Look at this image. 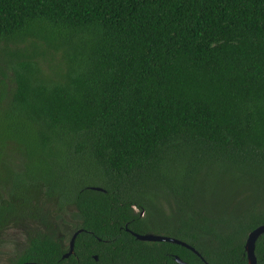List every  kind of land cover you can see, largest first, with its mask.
Instances as JSON below:
<instances>
[{
	"label": "trees",
	"instance_id": "16d2710c",
	"mask_svg": "<svg viewBox=\"0 0 264 264\" xmlns=\"http://www.w3.org/2000/svg\"><path fill=\"white\" fill-rule=\"evenodd\" d=\"M211 168L235 186L197 203ZM65 211L108 246L128 221L246 263L264 223V0H0V239H30L4 263L201 264L123 231L112 259L61 258ZM253 252L264 264V232Z\"/></svg>",
	"mask_w": 264,
	"mask_h": 264
},
{
	"label": "flooded vegetation",
	"instance_id": "af4514ba",
	"mask_svg": "<svg viewBox=\"0 0 264 264\" xmlns=\"http://www.w3.org/2000/svg\"><path fill=\"white\" fill-rule=\"evenodd\" d=\"M147 202H152L153 203V202H155V199L152 197L149 200H147ZM160 202H161V199H160ZM131 207H132V210H133L132 213H134L135 214V218H137V220H134V225H136L138 220L141 222V220L144 219L146 213H145L144 208L136 207L134 205H131ZM151 207L153 209H166L167 208V206L165 204H163V203H161V204H159V203L157 204L156 203L155 207H153V206H151ZM164 214H165V216L168 217L169 210H167ZM74 215H75L74 213H70V212H67V211L62 212V214H61L62 221H60L59 227H61V230H62V234L61 235H63V239H57L59 242L62 241L63 245L65 247V250H63L61 255H60L61 258H65V257H62V256H63V254H65L68 251L70 238L75 232H76V234L74 235V238L72 240V246H71L72 250H71V253L69 255H75L76 253L79 254V255H85L86 254L85 251L88 250L90 252L88 256L94 261L98 260V256L97 255H99L101 258H102V256L103 257H110L111 259L114 258L113 257V253H111V255H110L105 250L106 249L114 250V241H115V239H119L120 236H122L124 239H127L126 236H124L122 233H120L121 231H123L129 238H132V239H135V240H138V238L135 237L136 235H142V234H145V233H151V234H155V235H161V236L170 237V236H168V233H167L168 231L165 234H163V232L154 233L152 231L139 233L138 231L133 230L131 228V224L128 221H126V222L122 223L121 225H119V227H116V231H117L116 235L117 236L110 234L109 235L110 238H106V239H109V246H108L107 243H105L107 241L101 240L99 237L95 236L91 231L84 230L82 228V226L73 227V225H75V224H74V221L72 219H70V217L74 216ZM149 219H150V221H152L153 216L152 215H151V217L149 216ZM157 220H159V219H157ZM157 220H156L157 225H160V223ZM77 223L81 224V220H78ZM164 227H165V225H162L160 227V229L162 230V228H164ZM83 231H84L85 234L91 235L94 238L95 242L91 243V241L89 239H82L81 238V239H79V241L77 243H75V241H74L75 240V236L78 233L83 232ZM28 240H30V239H18V240L15 241V244L13 245V249L16 251L17 254H21L23 249L26 247V244H27ZM138 241H146V240H138ZM146 242H168V241H146ZM169 243H171V242H169ZM93 251H95V252H93ZM191 252H193V251H191ZM193 253L199 259L201 264H204V262H206L208 264V262L205 261L203 259V257L200 256V254L198 252H197L198 255L195 252H193ZM68 256H66V257H68ZM166 256H168L170 259H172L175 264H178L176 262V260H175V257H177V256L174 253H166ZM115 258H117V260L119 261V262H117V264H127V263H125L123 261V260H125L126 255H121V254L118 255V256L115 255ZM23 263H27V262H23ZM28 263H31V262H28ZM185 263L189 264L187 262H185Z\"/></svg>",
	"mask_w": 264,
	"mask_h": 264
},
{
	"label": "rangeland",
	"instance_id": "374dc122",
	"mask_svg": "<svg viewBox=\"0 0 264 264\" xmlns=\"http://www.w3.org/2000/svg\"><path fill=\"white\" fill-rule=\"evenodd\" d=\"M211 171L212 175L200 174L198 176V180H208V187H213L209 188V190L200 192L197 196V203H203L206 200H217L219 201V203H223V201L225 200L224 194L221 192L223 185L225 189L235 186V183L232 184L231 182L223 181V176L220 174L219 168H211ZM153 198L155 199V202H153L154 204L160 203V197L154 196ZM155 223L156 222H154L153 225H155ZM6 233L7 234L2 239H0V264H5V256H8L13 252V245L15 244V241L18 239H23V236L15 231H7Z\"/></svg>",
	"mask_w": 264,
	"mask_h": 264
},
{
	"label": "water",
	"instance_id": "95a60500",
	"mask_svg": "<svg viewBox=\"0 0 264 264\" xmlns=\"http://www.w3.org/2000/svg\"><path fill=\"white\" fill-rule=\"evenodd\" d=\"M93 189H98V188L94 187ZM263 232H264V223L257 225L256 227H254L253 229H251L250 231L247 232L246 237H245L244 242H243V251H244L245 259H246L245 264H255V255L253 252L254 242H255L256 238ZM75 234H76V232L71 236L70 241H69V249L65 254H63L62 257H66L71 253L72 240H73ZM135 237L138 238V240L168 241L171 243L179 244V245L186 247L189 250H191L197 254V252L191 246H189L185 242L180 241L176 238L166 237V236H161V235H155V234H151V233L136 235ZM175 260L178 264H186L185 262L178 259L177 257H175ZM20 264H36V263H28L27 262V263H20ZM204 264H207V263L204 262Z\"/></svg>",
	"mask_w": 264,
	"mask_h": 264
}]
</instances>
